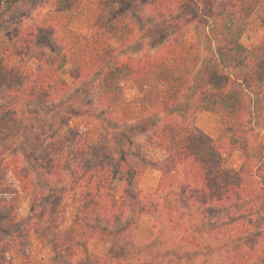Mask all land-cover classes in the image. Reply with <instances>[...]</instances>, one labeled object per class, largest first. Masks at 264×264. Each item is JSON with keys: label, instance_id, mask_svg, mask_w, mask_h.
<instances>
[{"label": "trees", "instance_id": "obj_1", "mask_svg": "<svg viewBox=\"0 0 264 264\" xmlns=\"http://www.w3.org/2000/svg\"><path fill=\"white\" fill-rule=\"evenodd\" d=\"M22 1L0 0V264H42L31 251L33 242L51 246L50 264H126L128 229L137 216H162L168 228L179 231L181 201L196 208H225L264 199V33L251 49L241 43L244 22L258 8L264 28V0H123V7L119 0H103L91 36L69 26L82 0H47L32 25L1 18ZM136 3L153 30L140 56L132 51L133 19L124 15ZM184 7L215 62L216 82L205 73L200 77L198 46L182 45L187 24L179 13ZM114 40L120 43L113 45ZM7 52L14 56L11 64L5 61ZM65 67L72 83L61 75ZM123 82L131 83L138 97L126 100ZM77 84L93 90L95 104L114 124L134 133L135 142L127 134L122 140L124 146L139 147L141 156L134 162L123 158L119 147L88 146L77 126H68L65 141L52 137L39 150L37 174L44 187L39 189L11 141L18 109L49 107ZM199 111L218 117L215 137L193 125ZM238 147L241 167L228 171ZM65 149L73 157L69 161ZM147 168L159 173L152 194L138 188ZM116 182L123 184L119 203ZM25 194L31 198L29 214L22 218L17 203ZM71 206L76 212L66 226ZM181 239L194 245L186 234ZM91 240L110 242L108 252L90 254ZM262 240L264 230L247 235L239 242L249 248L227 252L222 264L258 260ZM207 249L199 264H209L207 255L214 248Z\"/></svg>", "mask_w": 264, "mask_h": 264}, {"label": "rangeland", "instance_id": "obj_2", "mask_svg": "<svg viewBox=\"0 0 264 264\" xmlns=\"http://www.w3.org/2000/svg\"><path fill=\"white\" fill-rule=\"evenodd\" d=\"M45 2L47 3V0H23L20 6L9 12H4L1 18L21 25L35 24ZM123 3V0H119L121 7H123ZM103 10V0H82L80 6L71 15L70 28L86 36H91L99 24ZM127 14L132 17L135 25V44L132 51L135 56H140L147 51L148 40L152 36L153 30L146 21L141 4L136 3L133 8L126 9L124 15ZM179 16L184 24H187L183 29L182 45L185 48L193 44L198 46L200 77L205 73L206 78L215 81L217 78L215 62L212 56L203 49L202 42L198 40L196 26L190 21L189 9L184 7ZM260 16L261 11L258 8L244 22L241 43L248 49L253 48L264 33ZM41 42L45 43L46 39H42ZM119 43L118 40L113 41V45ZM4 58L8 64L14 61L11 52H7ZM30 65L34 67L35 61H31ZM61 75L68 83L73 82L69 67L62 69ZM122 88L126 100L138 97V92L131 83L123 82ZM83 90L77 84L74 85L70 95L49 107L40 109L26 106L18 109L19 120L11 141L15 151L33 174L34 180L40 183L39 189L44 188L38 180L37 174L39 150L52 137L65 141L68 126H77L78 132L87 139L88 146L112 147L114 149L119 147L124 152L123 158L134 162H137L141 156L139 147H131L128 143L124 146L122 140L127 134L132 138V142H135L134 133L126 131L123 127L112 122L95 104L92 89ZM246 100L249 104V97L246 96ZM193 125L211 137H215L220 130L218 117L205 111H199L194 116ZM142 141L143 138L136 143L140 144ZM67 153L69 154L68 149H65L64 157L69 161L73 157L67 156ZM242 162L243 156L238 147L230 156L226 168L228 171L237 172ZM158 178L159 173L155 169L147 168L139 180L138 188L144 193L152 194L157 186ZM122 187L121 182H116L115 198L117 203L122 200ZM30 198L31 194H25L17 203L19 215L22 218L29 214ZM179 207L182 216V226L179 231L168 228L163 217L159 215L145 214L133 219V225L128 229V235L131 237L129 239L131 250L127 256L126 264H199L208 253L207 246L214 248V251L207 255L208 263L222 264L227 252L249 248L245 245L242 247L243 245L239 241H243L247 235L259 234L264 230V199L247 200L235 207L225 208H196L187 206L185 202L181 201ZM75 212V206L67 208L66 226L71 225ZM182 234L188 235L190 240H195L194 245L183 243ZM261 242L264 244V240ZM110 245L111 243L107 241L91 240L88 244V252L92 255L103 256L108 252ZM258 247L264 250V245L256 247L259 259H254L251 264L264 262V252ZM31 251L40 258L42 264H50L53 252L49 244L33 242ZM14 263L19 264L18 260H15Z\"/></svg>", "mask_w": 264, "mask_h": 264}]
</instances>
